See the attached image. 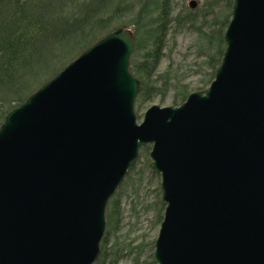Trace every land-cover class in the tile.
<instances>
[{
	"label": "water",
	"instance_id": "water-1",
	"mask_svg": "<svg viewBox=\"0 0 264 264\" xmlns=\"http://www.w3.org/2000/svg\"><path fill=\"white\" fill-rule=\"evenodd\" d=\"M223 39L210 85L141 122L124 26L8 112L0 264H95L110 199L147 145L165 204L155 262L264 264V0H233Z\"/></svg>",
	"mask_w": 264,
	"mask_h": 264
},
{
	"label": "trees",
	"instance_id": "trees-1",
	"mask_svg": "<svg viewBox=\"0 0 264 264\" xmlns=\"http://www.w3.org/2000/svg\"><path fill=\"white\" fill-rule=\"evenodd\" d=\"M232 6L233 0H204V6L197 10L173 14L175 7L171 0H0V126L9 111L117 26L135 27L130 70L142 81L136 108L156 97L164 99L171 89L173 102L179 105L193 90L182 78L173 75L170 68L159 72L168 35L188 23L204 37L207 47L215 51L207 54L210 69L204 79L207 87L222 60L223 33ZM149 150V145L141 149L129 173L136 170L137 162ZM157 204L159 225L165 204L161 199ZM107 220L108 229L102 241L104 256L109 254L115 263L126 256L123 252L126 250L128 255L136 254L132 264H157L153 257L155 238L126 244L121 249L116 237L113 249L108 252L110 236L120 226V202L115 195L108 204ZM147 248L148 257L142 260Z\"/></svg>",
	"mask_w": 264,
	"mask_h": 264
},
{
	"label": "rangeland",
	"instance_id": "rangeland-1",
	"mask_svg": "<svg viewBox=\"0 0 264 264\" xmlns=\"http://www.w3.org/2000/svg\"><path fill=\"white\" fill-rule=\"evenodd\" d=\"M191 1L171 0L175 7L173 14H177L179 11H194L204 6V0H196V7H191ZM128 27L135 29L133 25ZM213 51L207 47L204 37L187 23L176 31H171L168 35L159 72L170 68L172 74L182 78L193 91L205 89L204 79L208 77L210 71L206 62L207 54ZM173 95L174 90L171 89L164 99L156 97L146 102L140 109L135 106L139 122H141L145 111L154 104L162 107L175 105ZM149 162V153L147 156L141 157L137 162L136 170L126 176L114 194L120 202V226L118 231L110 236L107 245L108 252L113 249L111 247L116 237H119V248L122 249L126 244L135 245L141 241L149 242L158 236L160 224H157L159 209L157 200L161 199V177L150 170ZM123 252L126 256H121L118 261L112 263V256L109 254L104 256L102 251L97 264H132L136 254L133 252L128 255L126 250ZM148 253L149 248L141 259H146Z\"/></svg>",
	"mask_w": 264,
	"mask_h": 264
}]
</instances>
